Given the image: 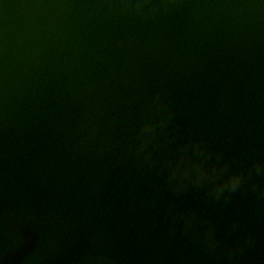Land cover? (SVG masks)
Wrapping results in <instances>:
<instances>
[{
    "label": "water",
    "instance_id": "water-1",
    "mask_svg": "<svg viewBox=\"0 0 264 264\" xmlns=\"http://www.w3.org/2000/svg\"><path fill=\"white\" fill-rule=\"evenodd\" d=\"M258 162L264 0H0V264H264Z\"/></svg>",
    "mask_w": 264,
    "mask_h": 264
},
{
    "label": "clouds",
    "instance_id": "clouds-1",
    "mask_svg": "<svg viewBox=\"0 0 264 264\" xmlns=\"http://www.w3.org/2000/svg\"><path fill=\"white\" fill-rule=\"evenodd\" d=\"M124 7H127V5H123ZM147 5H136L137 9H140L141 7H146ZM145 127H151V122H147L145 124ZM256 168L258 170H264V162H258L256 165ZM205 176L201 174L200 179L203 180ZM245 180V175L241 171H231L227 172L226 175L223 176V178H218L216 182L212 185V191L215 193L217 198L221 196H225L228 198L231 193L235 190H237L243 181ZM181 183H183V177H181L177 181V185L179 186ZM234 225H238V221L234 222ZM207 236L212 240L213 244L216 242V238L214 236V233L211 229L208 230ZM253 237L249 236V242Z\"/></svg>",
    "mask_w": 264,
    "mask_h": 264
}]
</instances>
